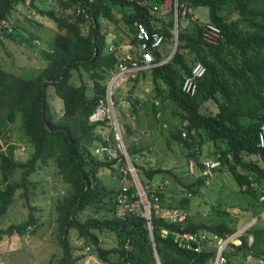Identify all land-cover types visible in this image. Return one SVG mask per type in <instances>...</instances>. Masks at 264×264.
I'll return each mask as SVG.
<instances>
[{
	"label": "trees",
	"instance_id": "1",
	"mask_svg": "<svg viewBox=\"0 0 264 264\" xmlns=\"http://www.w3.org/2000/svg\"><path fill=\"white\" fill-rule=\"evenodd\" d=\"M42 1L48 2L50 8H43ZM168 1L175 0H152L144 5L124 0H0L2 47L18 37L24 21L33 29L37 27L35 32L26 30L28 44L48 43L46 50L42 47L35 52L42 67L30 76L14 72L0 62V244L8 237L30 234L38 226L40 219L35 217L37 210L31 207L28 194L36 186L33 179L38 171L49 167L64 185L63 194L52 197L54 202L46 210L49 223L56 226L54 235L64 257L60 262L52 259L49 264L76 263L79 255L73 259L70 242L73 229L81 257L95 254L103 264H158L157 254L161 264H212L214 246L197 254L179 248L172 233L207 232L214 243V235H232L242 221L248 223L264 210V202L260 201L264 196V148L259 143L264 126V0H178V20L176 11L163 14ZM20 5L30 10L28 15L22 16ZM200 7L209 11L207 22L194 16ZM41 18L56 27L49 41L37 35ZM175 20L178 46L174 56L162 65L140 71L152 73L155 85L159 86L162 80L168 87L167 97L179 108L182 126L173 138L185 151L187 173L190 160L194 161L191 174L196 180L181 182L187 192L170 209L187 213L191 199L202 194L201 187L209 186L205 177L199 176L203 161L210 157L205 152L207 145L221 162L217 171L229 175L241 194L250 196L252 201L247 207H239V215L223 212L231 219L220 224L199 222L188 213L184 222L174 224L154 210L152 241L146 219L139 212L125 214L118 203L123 186L119 162H110L97 152L101 146L116 145L111 120L92 122L90 118L100 100L106 98L108 83L121 65H144L138 25L164 36L163 45L152 52L153 63L160 64L169 58L167 46L172 40L174 45ZM181 20H188L189 24L181 25ZM110 24L116 26L114 35ZM208 24L221 30L219 43L205 42ZM127 54L132 60L125 58ZM197 63H203L207 73L199 80L196 95L190 97L182 87ZM52 96L63 102L59 116L51 111ZM113 100L118 106L117 96ZM16 123L20 124V140L27 148L22 157L17 154L16 144L5 141V150L1 144ZM131 135V128L126 127L124 138ZM126 146L148 193L156 194L162 204L165 194L152 184L159 183L161 176L176 180L179 176L173 177L172 169L145 167L139 158H145L146 149L137 148L130 141ZM18 174L20 178L15 180ZM108 176L111 182H106ZM19 195L26 199L30 216L24 223L4 227L3 221ZM261 224L257 222L247 231L233 252H226V264H257L260 260L264 264ZM165 230L170 233L167 237ZM249 236L254 238L252 245ZM107 237L115 241L114 247H106ZM128 240L134 246L129 255L124 250Z\"/></svg>",
	"mask_w": 264,
	"mask_h": 264
},
{
	"label": "rangeland",
	"instance_id": "2",
	"mask_svg": "<svg viewBox=\"0 0 264 264\" xmlns=\"http://www.w3.org/2000/svg\"><path fill=\"white\" fill-rule=\"evenodd\" d=\"M41 4L43 8L46 9L50 8L48 2L43 3L42 1ZM18 10L21 12L22 16L28 15V13L30 12V10L23 5L18 6ZM172 10L176 11V3L172 1L166 2V4L163 7V14ZM194 16L200 19L202 22H207L209 20V11L207 8L200 7L195 10ZM46 20L47 19L45 18H41L40 23L48 24L47 23L48 21ZM186 21L181 20L180 21L181 25L184 24V26H187L189 24V21L188 20ZM52 25L54 24L51 22V26ZM22 26H24V28L23 27L21 28L20 34L18 35V37H16V39L6 41L5 44L7 46L2 47V45L0 44V62L3 63L6 68L10 67L11 70L14 72H23V74H27V76H30L31 73H37L38 68L42 67L41 65L42 63L40 62V60L38 59V61H36L35 59V52H37L38 50L40 51L42 47H44L42 48L43 50H46L48 48V43L45 41V45L39 44L37 42H32L31 44H28L25 41L26 40L25 38L29 37V33L26 30L30 29V31L35 32L37 27H34L35 29H33L28 25L27 21H24L22 23ZM176 27L177 26L175 24L173 30L174 40H175V34L177 32ZM115 28L116 26L114 24H110L109 30H112L113 35L115 33L114 31H116ZM119 30L118 33H121L120 36L122 37L123 33L121 30L120 31ZM37 35L39 36V38L45 39L47 41H49L50 38H52V36H50L49 32L47 31V29H44L41 32L40 31L37 32ZM124 46L125 43H122V47ZM173 47L174 45L172 40V42H170V44L167 46L170 55L173 51ZM127 75L128 74L125 75L124 79L126 78ZM110 82L111 79L109 83ZM115 91L116 92L114 93V98L115 96L118 95L117 86L115 88ZM50 105H51L52 113L54 115L59 116L63 108V102L59 98L52 96L50 99ZM117 107L118 106L115 105V114L117 116L116 117L117 123L121 130V137L123 143L125 144L126 150H127L126 143L128 141H130L131 143H135V146L137 148H146L145 158L142 157V155L139 158L141 164H143L145 167L148 168L159 167L166 170L172 169L173 172L172 176L174 177V174L179 176L177 177V180L175 179V177L171 179V178H165L164 176H161L159 179H157V181L159 182L158 184H160V187L162 188L161 189L162 193L165 194L163 203L162 204L160 203V210L161 211H165L168 209L172 210L170 209L171 204L177 205L180 202V200L183 199V196H185V193L187 192V190L183 187L184 185H182L181 182L193 183L194 180H196L195 177L192 176L190 171L189 173L186 172L187 165L186 163L183 162V157H180V155L177 154V150L172 148V146H178L175 139L173 138V134L176 132V130L180 129L182 126L180 116L177 113L179 112L178 106L172 101L173 110H169V108L166 106V111L163 112L162 116H158V117L153 116L144 119L138 118L137 121H134V125L131 124L128 118L122 120L124 118H122L118 113L119 111L117 110ZM123 121L126 124L123 123ZM138 122H140V125L138 124ZM122 124L123 125L125 124V127L130 125L132 126L131 128L134 129V131L131 129L132 135L128 139L124 138L125 130ZM140 129L146 130L145 133H143L142 130L140 131ZM20 131L21 130L19 123L12 125L10 127V130L4 137L3 141L1 142V144L3 145L4 150L6 148V145H4L5 141H7L9 144H16L17 154L19 157H22L26 154L27 148H26V144L20 140L22 136V133ZM149 132L150 134H148ZM115 135H116V131H115ZM115 144L118 145V142H116ZM207 150L208 149H206L205 147L206 153H208ZM53 171H54L53 167L40 169L38 171V174L35 175L33 179V182H35L36 186L34 188L31 187L30 192L28 194L31 207H35L37 210L34 212L35 217L40 219V221L41 219L47 218V216H49L50 218V214L46 210L47 207H49L52 204V202H54L52 200V197L57 198L60 195H62L64 192V185L62 181L58 176L55 175ZM19 178H20V174L16 176L15 180L16 179L19 180ZM105 180L106 182L107 181L111 182V177L108 176V178ZM233 181L234 180H232V178L229 175L216 171L214 181L210 184V186L201 187L202 194L195 195L193 199H191V202L194 205L197 203V201H200V204H198L200 206V210H196L192 212V205L190 203L188 209L190 210V214L195 216V212H197L198 214L197 221L199 222L205 221L206 223H212V224L223 223L224 221L230 222L231 216L227 214L228 212L231 215L232 214L234 215L236 213H237L236 215H239L240 214L239 207L241 206L247 207L248 202L251 203L252 201V198L250 196L248 195L244 196L243 194H241L239 188L236 187L237 186L236 183ZM123 182L125 183L124 180H122V183ZM116 185L118 186V182L116 183ZM22 192H25L24 189L22 190ZM25 204H26V199L21 198L19 195L15 200L14 205L9 209L5 221H3L4 227L13 224L18 225L28 220L31 210L30 208L26 207ZM198 205L196 206L199 207ZM43 209L45 210V212L42 211ZM180 211H184V210H180ZM223 212H227V213H223ZM187 213L189 215V212ZM257 216L259 217V214ZM82 218L85 219V217ZM240 218H243V216H240ZM261 221L262 220H260V223H262L261 226H264V221L262 222ZM250 222L247 223L242 221V223L237 228V232L243 231L242 236L245 235L246 232L248 231L245 229L248 228ZM32 235L33 236L31 237H29L28 235L19 237V239H17L15 242L5 241L6 245H9L8 251L6 250L5 253L9 252L8 254L9 257L6 259L1 257L0 264H44V263L49 264L50 263L49 259L51 258L55 259V261L58 262V257L61 258L64 257V250L62 246L59 245V242L56 241L57 239L55 240L54 242L55 244L53 245L54 239H51V236L45 234L42 228H39L37 230H35L34 228V231L32 230ZM47 239L50 240L47 241ZM106 239H107L105 243L106 247L107 246L114 247L116 245L115 241L111 240L112 238L107 237ZM70 242L73 246L72 253H75L73 254V259L79 255V257H77L79 260L77 259L75 264H84V259L81 257L83 256L82 255L83 253L76 248L77 247L76 245H74V243H76L75 229H73L71 232Z\"/></svg>",
	"mask_w": 264,
	"mask_h": 264
},
{
	"label": "built area",
	"instance_id": "3",
	"mask_svg": "<svg viewBox=\"0 0 264 264\" xmlns=\"http://www.w3.org/2000/svg\"><path fill=\"white\" fill-rule=\"evenodd\" d=\"M131 4L144 5L145 3H149L152 0H124ZM176 3V8L178 6V0L174 1ZM176 18L177 10H176ZM177 30V28H176ZM138 45L139 51L143 55V66H137L134 64L133 67H128L125 65H121V69L118 73H116L111 82L108 84L107 95L106 98L100 100L99 105L91 116L90 120L92 122L104 121L106 119L111 120L114 129L116 131V140L118 145H106L101 146L97 152L100 153L103 157H106L108 161H118L119 162V173L123 177L122 192L119 196L118 203L125 214L127 213H135L139 212L142 217H144L147 221V227L150 231V236L152 241H154L153 236V212L156 210L157 213H160V199L156 194L150 195L143 184L139 172L135 165L133 164L127 150L125 144L123 143L121 137V130L117 123V116L115 114V104L113 102V97L115 93V88L117 83L125 77L126 74L132 73L138 70H146L149 68H153L155 66L162 65L169 61V58L163 63L154 64L153 63V55L152 52L159 49L165 39L164 36L160 33H150L149 30L143 25H138ZM222 38L221 30L211 24H208L205 28L204 32V40L209 44H217ZM115 49V48H114ZM127 60H132L131 54H127L125 56ZM207 73V68L203 63H197L192 70L191 76L185 77L182 90L184 93L189 95L190 97H194L198 91V83ZM186 138V134L183 135ZM259 143L260 147L264 148V126L261 129L259 134ZM197 154L200 155L199 147H196ZM124 162V163H123ZM204 168L201 171L202 173L199 176H204L207 184L211 183L213 178L215 177L217 169L220 167L221 162L217 157L215 158H207L203 161ZM190 172L193 173L195 166L194 161L190 160L189 162ZM152 186L160 187V184L154 183ZM161 188V187H160ZM133 189V192L130 190ZM162 189V188H161ZM260 201L264 202V196L261 197ZM161 216L166 218L168 221L179 224L186 220L187 213L185 211H180L178 209L165 210L161 211ZM256 220L250 222L248 228L245 230H250L255 224ZM165 237H167L170 233L168 231H163ZM243 234V231H238L233 235L226 236L225 238H220L218 235H214V239L216 242H212L211 237L207 232L201 233H172L175 244L178 245L179 248L193 251L197 254H201L206 247L214 246L216 249V256L212 261V264H226V252L233 251V245L241 244L240 238ZM250 244L253 242V238L249 239ZM124 250L127 255L131 254L134 251V246L131 244L130 240H128L124 246ZM87 251H90V248H87ZM127 264H131L128 262ZM261 264V262L259 263Z\"/></svg>",
	"mask_w": 264,
	"mask_h": 264
},
{
	"label": "crops",
	"instance_id": "4",
	"mask_svg": "<svg viewBox=\"0 0 264 264\" xmlns=\"http://www.w3.org/2000/svg\"><path fill=\"white\" fill-rule=\"evenodd\" d=\"M47 23L48 24L40 23L38 31L41 32L42 30L47 29L50 36H53L56 32V27L55 25L51 26V22L49 21ZM140 71L141 70L132 72L134 74L129 73L125 79L122 78L123 80L121 79V81L117 83V94H118L117 98L119 101V105L117 107V110L119 111L118 113L120 114L122 118H124L122 120H125V118H128V120L131 122L132 125H134V121H137L138 118L144 119V118H149L153 116H156V117L162 116L163 112L166 111V106L169 108V110H173L172 100L169 99V97H167L168 87L163 83V81L160 80L159 86H157L155 85L157 82L153 80L152 73L147 72L146 74H143ZM123 123L125 122L123 121ZM125 124L124 125L122 124L124 126L123 127L124 130H126V127L130 126L129 125L125 127ZM138 124L140 125V122H138ZM131 127L132 126H130V128ZM132 130L134 131V129ZM141 130L142 129H140V131ZM142 131L143 133H145L146 130L143 129ZM148 134H150V132ZM205 147L206 149H208L207 152L209 154L208 153L207 154L210 156L209 158H215L212 147L211 146H205ZM172 148L177 150V154L180 155V157H183V162L186 163L187 161L185 159V151L180 146H172ZM118 178L119 177L117 176L116 179L119 180ZM213 181H214V178L211 181V183ZM211 183H209V186ZM198 204H200L199 201H197L195 205L191 203L192 212L196 210H200V206ZM196 205H198L199 207H197ZM188 212H189V215H191L190 210H188ZM263 213H264V210L259 214V217H256L258 219V222H260V220L264 221ZM197 218L198 216L195 215L194 219L197 220ZM49 222H50L49 216H47V218L45 219H41V221L38 223V226H36L35 230L42 228L45 234L51 236V239H54L53 241V245H54L55 244L54 242L56 240V236L54 235L56 231V226L54 223L50 224ZM27 235L29 237L33 236L32 233L27 234ZM19 237L20 236L18 235L13 236V237H8L0 244V254L2 255L3 258L6 259L9 257L8 255L9 252L5 253L6 250L8 251L9 245H6L5 241L15 242L17 239H19ZM101 239L105 240L102 237ZM49 240L50 239H47V241ZM76 243H74V245H76ZM62 258L58 257V262H60ZM52 259L53 258L49 259V262ZM83 259H84V264H103L98 260L95 254H89L87 255V257ZM44 264H48V263H44Z\"/></svg>",
	"mask_w": 264,
	"mask_h": 264
},
{
	"label": "water",
	"instance_id": "5",
	"mask_svg": "<svg viewBox=\"0 0 264 264\" xmlns=\"http://www.w3.org/2000/svg\"><path fill=\"white\" fill-rule=\"evenodd\" d=\"M176 26H177V22H176ZM177 46H178V29H177V32L175 34L174 47H173V51H172L171 55L169 56V60L174 56V54L177 50ZM157 260H158V264H161L158 254H157Z\"/></svg>",
	"mask_w": 264,
	"mask_h": 264
},
{
	"label": "clouds",
	"instance_id": "6",
	"mask_svg": "<svg viewBox=\"0 0 264 264\" xmlns=\"http://www.w3.org/2000/svg\"><path fill=\"white\" fill-rule=\"evenodd\" d=\"M254 220H256V222H257L258 219L255 218V219H253L252 221H254ZM252 221H251V222H252ZM256 222H255V224H256ZM255 224H254V225H255ZM254 225H253V226H254ZM248 231H249V230H248ZM235 233H237V231L234 232L233 234H235ZM246 233H247V232H246ZM233 234H232V235H233ZM228 236H229V235H228ZM241 237H242V236H241ZM250 237L253 238V236H249V239H250ZM240 241H241V238H240ZM253 241H254V238H253ZM252 243H253V242H252ZM239 245H241V244H238V243H237V244L233 245V247H234V246H239ZM249 245H252V244H250V242H249ZM230 252H233V251H230ZM225 255H226V254H225ZM226 258H227V257H226ZM260 262H261V264H263V261H261V260L258 261V264H259Z\"/></svg>",
	"mask_w": 264,
	"mask_h": 264
}]
</instances>
